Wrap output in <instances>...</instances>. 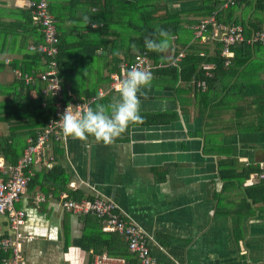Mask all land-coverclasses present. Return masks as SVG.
<instances>
[{
  "label": "crops",
  "instance_id": "1",
  "mask_svg": "<svg viewBox=\"0 0 264 264\" xmlns=\"http://www.w3.org/2000/svg\"><path fill=\"white\" fill-rule=\"evenodd\" d=\"M98 1V7H91V0H54L64 25L73 28L71 38L87 33L84 17L100 11L114 18L105 31L111 49L118 21L129 14L124 8L136 3L152 17L181 16L185 53L192 43H201L194 40V25L215 11L219 20L244 26L251 48L242 50L237 61L227 65L224 61L218 70L216 61H201L196 72L203 68L204 78L194 74L175 81L169 72L153 74L151 87L138 93L141 122L130 124L129 132L110 145L91 136L84 141L64 138L55 143V152L52 142V167L60 166L69 177L68 190L63 191L72 198L114 201L120 215L144 230L160 264H264V180L255 175L264 160V45L253 40L264 30V0H244L226 8L223 0ZM0 2L15 9L30 7V0ZM108 2H113V10ZM18 14L1 12L0 19L17 24ZM220 44L205 42L208 53L201 55L215 58ZM242 45L232 48V57L241 54ZM247 52L250 55L243 58ZM107 59L98 69L96 64L95 71L86 68L85 80L91 86L108 75L110 80L99 86L98 93L108 90L105 95L118 100L119 93L109 90L111 73L118 70ZM2 76L10 79V72ZM45 176L36 175V182L17 202L26 211L19 231L33 236L20 244L22 258L29 264H90L108 254L123 257L128 264L127 257L102 248L104 233L109 232L104 219L65 211L54 199L36 200L38 192H62L47 190L46 184L53 183ZM10 234L14 231L0 214V235Z\"/></svg>",
  "mask_w": 264,
  "mask_h": 264
},
{
  "label": "trees",
  "instance_id": "2",
  "mask_svg": "<svg viewBox=\"0 0 264 264\" xmlns=\"http://www.w3.org/2000/svg\"><path fill=\"white\" fill-rule=\"evenodd\" d=\"M125 3L129 2L125 1ZM0 4L4 3L0 2ZM48 4L59 33V52L54 58L39 49H30L32 44L38 45L44 41L41 25L34 22L31 5L28 8L16 9L13 6H5V4L0 6V13L6 15V13L9 14L14 10H18L20 18L18 21L16 20L17 24L6 23L5 20H2L3 18L0 19V156H3L8 164L17 163L27 145V139L46 128L55 116L56 97L44 94L42 90L45 82L38 79L39 74L48 68L49 61L54 59L57 63L58 76L64 90V103L68 104L69 102H75L82 95L92 96L97 94L99 86L110 80L109 76L106 75V77H100L91 86L85 80L84 72L86 68L95 71V65L97 64L98 69L100 62H103L106 57L110 61L112 69L120 71L121 62H133L136 54L140 52H146L150 60L157 64L160 61H171L184 48L181 44L184 40L182 37L184 21L179 14L167 13L165 16L152 17L149 11L141 7L142 4L140 6L136 3H129L124 8L125 11H129L128 17L118 21L120 28L116 33L117 39L112 48L108 49L109 38L105 31L114 22L113 16L109 14L106 17L100 11L89 13L87 17L90 23L84 25L87 33H78V36L73 39L71 38L73 28L64 25L63 17L54 8V4H56L54 0H48ZM90 4L91 7H98L99 1L91 0ZM107 4L109 11L113 10V2ZM132 7L133 17L131 15ZM81 21H83V18ZM91 22L95 23L97 27H93ZM158 28L168 31L171 37L177 36L176 39L172 37L169 51L163 54V58L162 54L148 51L144 44L146 37H155ZM248 36L245 31V41L242 42L243 47L240 49L241 54L237 52V58L234 55L231 57V62L242 57L244 53L241 52L242 50L250 51L251 43L247 42ZM208 49L205 48L204 43H192L180 60L182 62L179 66L167 64V66L155 69L154 75L169 72L175 81L181 76L191 78L194 74L197 78H204L206 76L203 68L196 72V69L201 66V61H216L217 70L222 68L221 66L224 65L225 61V57L221 55L222 44L216 49L215 58L205 59L201 55V52L208 53ZM249 55V52H247L245 56L243 55V58L247 59ZM7 58L10 59L9 62L6 61ZM15 69H19L18 74L12 73ZM5 71L10 72V79L2 76ZM25 73H31L37 77L34 84H26L23 78ZM77 76L80 77L79 80ZM110 95L99 97L90 107L94 109L98 103L110 104L115 99ZM128 132L129 127L119 138ZM55 143L57 141H53L56 152L57 146ZM43 170H46V172ZM43 170L40 173L36 172L30 182L31 185L36 182V175L40 177L45 174L46 181H52L53 183L46 184L48 186L47 190L51 189L56 193L68 190L69 177L66 176L60 166L57 165ZM74 198L80 199L79 196ZM86 216L91 219H99L89 214ZM104 235L105 243L102 248L110 254L127 257L128 264H137L138 259L128 249L124 236L116 232H106Z\"/></svg>",
  "mask_w": 264,
  "mask_h": 264
},
{
  "label": "built area",
  "instance_id": "3",
  "mask_svg": "<svg viewBox=\"0 0 264 264\" xmlns=\"http://www.w3.org/2000/svg\"><path fill=\"white\" fill-rule=\"evenodd\" d=\"M223 1V7L226 8L240 4L244 0ZM30 5L32 6L34 22L41 25L44 34V41L38 45L32 44L30 49H39L54 58L59 52V33L55 18L49 10L48 0H30ZM217 14L215 11L210 17L194 25L193 37L195 41L201 43L220 41L222 43L221 55L225 57V64L227 65L233 55L232 48L245 41V29L241 23H225L219 20ZM253 40L264 45V30L257 32ZM184 55L185 52L181 51L171 61H160L155 64L146 52H140L136 54L133 62H122L120 64L121 70L111 73L109 90H116L119 82L133 66L147 70L153 75L155 69L167 66V64L173 65L180 61ZM49 62L48 68L39 74L38 79L45 82L43 93L56 97L55 116L46 128L27 139V145L17 163L8 164L4 158H0V214L7 217L11 229L14 231V234L0 235V264H29L22 258L20 244L27 239H33V236L24 235L19 231L21 225L25 223L26 211L18 207L17 202L29 186L36 171L53 166L55 158L50 151L52 142L66 138L58 121L69 103H64V90L58 76L57 63L54 59ZM23 78L26 84H34L37 77L34 74L25 73ZM107 92L108 90L101 89L97 95L77 99L71 103L74 106V111L80 110L82 112L89 108L94 101ZM75 106H79V108L77 109ZM255 175L264 180V160L261 163V169ZM35 198L39 202L54 199L65 211L90 214L104 219V229L124 236L128 249L136 255L140 264H160L151 253L149 240L144 230L135 222L120 215L114 201L101 197L74 199L66 191L58 194L38 192ZM90 264H126V260L123 257L102 254Z\"/></svg>",
  "mask_w": 264,
  "mask_h": 264
},
{
  "label": "clouds",
  "instance_id": "4",
  "mask_svg": "<svg viewBox=\"0 0 264 264\" xmlns=\"http://www.w3.org/2000/svg\"><path fill=\"white\" fill-rule=\"evenodd\" d=\"M84 23H90L87 16L84 17ZM93 27L96 25L93 24ZM156 33L154 38L146 37L144 44L148 51L162 54L163 58V54L169 51L172 37L161 28ZM152 80L151 72L133 66L119 82L116 89L120 97L118 100L107 105L98 103L94 109L89 107L82 112L74 111V106L69 103L58 121L64 137L84 141L91 136L98 142L112 144L130 124L141 122L138 93L143 88H150Z\"/></svg>",
  "mask_w": 264,
  "mask_h": 264
}]
</instances>
